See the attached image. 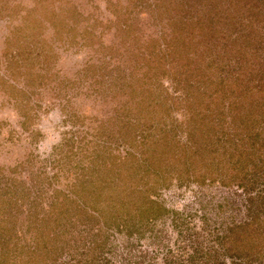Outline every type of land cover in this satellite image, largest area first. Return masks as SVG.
Instances as JSON below:
<instances>
[{
  "label": "rangeland",
  "instance_id": "374dc122",
  "mask_svg": "<svg viewBox=\"0 0 264 264\" xmlns=\"http://www.w3.org/2000/svg\"><path fill=\"white\" fill-rule=\"evenodd\" d=\"M0 264H264V0H0Z\"/></svg>",
  "mask_w": 264,
  "mask_h": 264
}]
</instances>
